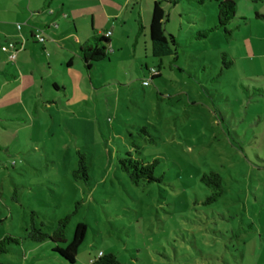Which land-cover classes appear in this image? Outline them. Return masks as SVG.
<instances>
[{
  "label": "rangeland",
  "instance_id": "rangeland-1",
  "mask_svg": "<svg viewBox=\"0 0 264 264\" xmlns=\"http://www.w3.org/2000/svg\"><path fill=\"white\" fill-rule=\"evenodd\" d=\"M234 1L230 40L223 30L196 38L218 23L216 1L163 3L166 34L179 45L153 78L146 63L161 62L151 51L148 0L144 31L135 17L119 25L94 84L81 79V65L63 77L67 95L48 87L54 104L40 115L0 116V238L25 236L37 211L47 232L72 216L64 245L87 224L75 264H92L101 252L124 264H264V20L256 16L264 1ZM224 52L234 64L221 74ZM129 151L159 159L162 182L133 184L119 164ZM80 153L88 181L74 176ZM212 170L226 191L208 202L213 192L201 176ZM53 248L24 240L1 260L71 264Z\"/></svg>",
  "mask_w": 264,
  "mask_h": 264
},
{
  "label": "crops",
  "instance_id": "crops-1",
  "mask_svg": "<svg viewBox=\"0 0 264 264\" xmlns=\"http://www.w3.org/2000/svg\"><path fill=\"white\" fill-rule=\"evenodd\" d=\"M144 6L148 10V0H0V116L46 111L54 104L48 87L66 94L68 81L63 77L81 65L85 69L81 49L92 36L111 31L112 42L119 38V25L125 29L133 17L141 34ZM38 35L45 36V42ZM79 72L85 84H94L93 72Z\"/></svg>",
  "mask_w": 264,
  "mask_h": 264
},
{
  "label": "trees",
  "instance_id": "trees-1",
  "mask_svg": "<svg viewBox=\"0 0 264 264\" xmlns=\"http://www.w3.org/2000/svg\"><path fill=\"white\" fill-rule=\"evenodd\" d=\"M184 0H167L156 1L153 6L152 17L149 27V36L151 42L152 55L158 58L160 62H163L164 57L172 56L175 54V49L179 43L174 40H169L165 25L167 22L166 11L163 3L169 2L177 5ZM206 0H200L201 3H205ZM217 2L218 9V23L215 27L208 30L201 31L196 38L207 39L210 33L217 30H223L228 40L233 38L234 30L229 28L230 23L236 17L237 4L234 0H213ZM264 1V0H263ZM257 18L264 19V15L257 13ZM143 29V25L139 22V30ZM111 39L106 37L103 33H97L90 39V44L81 49L82 57L84 60V66L90 75L93 72L94 67L100 62H103L110 58L111 53ZM226 52L222 53L224 60V67L221 74L225 69H229L233 66L234 62L231 60L227 62ZM162 68V63L157 69ZM149 72V69H147ZM160 73V72H159ZM157 74L153 78H157L160 74ZM220 74V75H221ZM244 92H247L244 89ZM263 91L261 90V94ZM144 127V131H146ZM154 141V138H151ZM135 148L139 151V146L135 144ZM120 167L125 171L133 184L139 185L140 182L145 181L147 183L162 182V177L158 176L156 170L160 164L159 159L153 161H146L141 157H135L132 152H128L126 157H122L119 160ZM74 176L77 179H90L89 170L86 162V156L80 153L79 168L74 171ZM201 181L211 188L212 195L208 198V202L217 201L226 191V182L224 176L219 172L212 170L209 173H204L201 176ZM39 212L32 211V222L30 228L27 230L25 236L7 233L0 238V264H7L1 260V257L12 251L13 246H21L24 240H31L33 242L41 243L50 240L54 244L53 251L57 253L65 261L75 264L77 261V255L80 246L85 240L88 226L85 222H79L76 226L74 235L70 243L64 245L68 241L67 227L71 220V215H66L57 221V225L52 229V232L44 230V222H41L39 226L36 222V218L39 217ZM92 264H124L122 263L115 253H100L98 257L92 260Z\"/></svg>",
  "mask_w": 264,
  "mask_h": 264
},
{
  "label": "built area",
  "instance_id": "built-area-1",
  "mask_svg": "<svg viewBox=\"0 0 264 264\" xmlns=\"http://www.w3.org/2000/svg\"><path fill=\"white\" fill-rule=\"evenodd\" d=\"M52 26L53 27H58V23H54ZM103 34L106 37H110L111 34H112V32L111 31H107V32H103ZM38 39H39V41L41 43H43V42H45L46 37L43 36V35H38ZM9 45H10V47H15V44L14 43H10ZM0 47H1V45H0ZM15 56L16 55H13L12 58H15ZM149 73H150L151 77H154V76H156L159 73V71H158V69L156 67H153V68H150L149 69ZM144 83H145V85H148L149 84V81H145Z\"/></svg>",
  "mask_w": 264,
  "mask_h": 264
}]
</instances>
